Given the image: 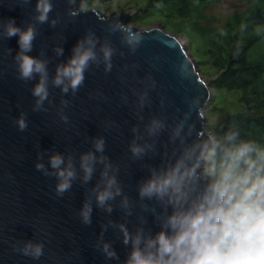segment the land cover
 I'll return each instance as SVG.
<instances>
[{
  "label": "clouds",
  "instance_id": "obj_1",
  "mask_svg": "<svg viewBox=\"0 0 264 264\" xmlns=\"http://www.w3.org/2000/svg\"><path fill=\"white\" fill-rule=\"evenodd\" d=\"M66 2L69 5L67 16L74 20L85 5L78 0ZM21 4H31V0H21ZM53 10L52 0H37L35 15L26 27L17 26L14 18L0 20V39L18 37L19 51L14 56L17 78L25 83L38 78L31 89L35 98L32 110L47 112L45 103L53 104L50 88H59L62 95L58 114L63 123L69 124L64 109L71 102L64 97L79 92L85 83V73L93 66L103 65L104 72L110 73L118 49L107 38L101 42V38L88 29L73 47L71 57L58 63L55 75L50 77L51 58L46 51L41 49L38 58L28 53L33 50L39 35L37 25L49 24L56 28L61 23L59 14L50 18ZM108 32H119L121 44L130 54H135L143 41L140 31H134L131 24L126 25L119 19L108 25ZM11 51L9 49V54ZM53 52L56 57H61L64 49L56 46ZM119 55L124 57L125 53L119 51ZM141 83L145 85L144 91L132 89L137 97L139 121L144 120V108L150 106L149 88L156 87V81L150 76L147 82ZM122 100L127 103V95H123ZM198 105L199 100L192 99L190 111ZM27 115L21 112L13 121L20 132L28 129ZM189 118L190 112H185L169 124L166 116H154L144 125L143 133L139 125L132 127L133 139L128 150L133 161L159 155L157 143L165 131L174 146L171 154H166L158 166L143 165L148 175L138 181V201H133L124 192L118 179L121 167L105 154L106 139L103 136L91 139L92 147L80 153L78 167L74 153L65 156L51 152L47 165L44 163L45 152L38 153L35 168L45 176L56 178L57 197L71 191L77 180L82 187L90 184L99 168V179L94 187L87 189L78 216L87 226L92 224L93 204L109 216L116 207L123 212L124 222L108 219L107 223L101 224L102 230L94 247L106 260H120L112 242L105 240V233L111 228L120 234L123 245L130 247L123 264H264V145L241 138L236 130H229L222 137L214 132L196 130L189 124ZM137 206L142 213L152 214L159 231L153 233L145 227L147 219L143 214L137 216L139 226L130 231L127 217L134 214ZM44 248L43 241L18 240L12 244L13 252L33 260L44 255Z\"/></svg>",
  "mask_w": 264,
  "mask_h": 264
},
{
  "label": "water",
  "instance_id": "obj_2",
  "mask_svg": "<svg viewBox=\"0 0 264 264\" xmlns=\"http://www.w3.org/2000/svg\"><path fill=\"white\" fill-rule=\"evenodd\" d=\"M85 1L78 0V3ZM52 2L54 10L50 18L59 14L61 23L56 28L49 24L37 25L39 35L33 50L28 53L38 58L41 49L46 51L51 58L50 77L55 75L58 63L71 57L73 47L88 29L94 31L101 42L104 38L109 39L118 52L113 57L110 73L104 72L103 65L93 66L85 73V83L79 92L64 97L71 102L64 109L69 117V124H65L58 114L62 95L59 88H50L53 104L45 103L47 112L32 110L35 98L31 89L38 78L28 83L17 78L14 56L19 51L18 37L0 39V264H123L130 247L123 245L122 237L115 230L109 228L105 240L112 242L119 261L106 260L94 247L102 230L101 224L107 223L108 219L124 222L123 212L116 207L109 216L93 204L92 224L87 226L78 216L87 189L94 187L99 179V168L90 184L82 187L77 180L71 191L57 197L56 178L45 176L35 168L38 153L45 152L46 165L51 152L65 156L74 153L78 167L80 153L92 147L91 139L103 136L106 139L105 154L121 167L118 179L124 192L133 201H138V181L148 175L143 165L158 166L166 154H171L174 146L165 131L158 139L159 155L133 161L128 150L133 139L132 127L139 125L143 133L144 125L154 116H166L172 124L185 112H190L189 124L196 130H206L204 112L210 99V88L177 37L160 29L140 31L143 41L136 53L130 54L121 44V34L108 32L110 23L117 19L125 23L129 15L106 16L97 10H83L73 20L67 16L69 5L66 0ZM36 3L37 0H31L28 5L21 4V0H0V20L14 18L17 26L26 27L35 15ZM56 46L63 47V56H55L53 48ZM119 51L125 56L121 57ZM149 76L156 81V87L149 88L150 106L144 108V120L139 121L137 97L132 89L144 91L145 85L141 81L147 82ZM123 95H127V103L122 100ZM192 99H198L199 105L190 111ZM21 112L28 114V129L24 132L18 131L13 123ZM140 214L147 219L146 228L153 233L160 230L152 214L142 213L137 206L134 214L127 217L130 231L139 226L137 216ZM18 240L43 241L44 255L33 260L13 252L12 244Z\"/></svg>",
  "mask_w": 264,
  "mask_h": 264
},
{
  "label": "rangeland",
  "instance_id": "obj_3",
  "mask_svg": "<svg viewBox=\"0 0 264 264\" xmlns=\"http://www.w3.org/2000/svg\"><path fill=\"white\" fill-rule=\"evenodd\" d=\"M256 4L249 0L196 2L197 9L185 16L179 14L178 0H86L84 10H97L106 16L127 14L125 24L138 31L160 29L177 37L209 85L211 94L204 112L206 130L219 137L222 121L242 110L240 91L217 86L239 31L235 19L247 16ZM256 32H264V26L257 27Z\"/></svg>",
  "mask_w": 264,
  "mask_h": 264
},
{
  "label": "trees",
  "instance_id": "obj_4",
  "mask_svg": "<svg viewBox=\"0 0 264 264\" xmlns=\"http://www.w3.org/2000/svg\"><path fill=\"white\" fill-rule=\"evenodd\" d=\"M206 1L209 0H178L179 14L190 16L197 9L196 2ZM249 1L257 4L247 16L235 19L239 31L217 84L218 88L241 92L242 110L222 121L219 137L236 130L241 138L264 145V32H256L257 27L264 26V0Z\"/></svg>",
  "mask_w": 264,
  "mask_h": 264
}]
</instances>
